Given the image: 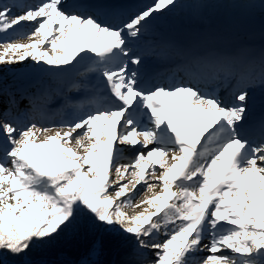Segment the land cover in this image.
<instances>
[{
  "label": "snow or ice",
  "instance_id": "obj_1",
  "mask_svg": "<svg viewBox=\"0 0 264 264\" xmlns=\"http://www.w3.org/2000/svg\"><path fill=\"white\" fill-rule=\"evenodd\" d=\"M175 4L153 0L116 25L87 12L94 6L65 11L63 0L19 15L0 4V65L31 59L58 74L87 62L81 75L103 83L59 126L0 120V264H26L34 245L81 214L138 254L150 251L151 264H264V122L255 135L244 123L264 61L258 76H245L230 61L197 59L183 82L142 88L143 61L129 44ZM21 22L29 43L10 42ZM229 78L240 82L230 96L207 89ZM122 145L135 153L126 163Z\"/></svg>",
  "mask_w": 264,
  "mask_h": 264
},
{
  "label": "rangeland",
  "instance_id": "obj_2",
  "mask_svg": "<svg viewBox=\"0 0 264 264\" xmlns=\"http://www.w3.org/2000/svg\"><path fill=\"white\" fill-rule=\"evenodd\" d=\"M26 0H0V4H8L10 6H14L13 7V12L16 15L20 14V9L24 8L25 5H36L38 3H40V0H31L32 3L31 4H25ZM190 4L193 6L191 9L186 10L187 7V0H176V4L175 7H171V11H169L168 9H163L162 10V14L161 13H157L155 14L154 17H156V19L158 18V21L155 23V20L153 21L152 25L149 26V33H146L143 38L141 37V40L143 41V43L145 42L146 44L152 45V47H155V52L157 54L161 53V52H165L166 55H168V57L170 56H175L178 55L176 54V50H172V49H168V48H161L160 46H155V42L154 40L156 39L155 37V32L154 31H158V29L162 30L166 25H164L163 21L160 19L161 16H165L166 17L172 13L175 12L177 14L172 15L174 18L176 19H180L182 17L185 16H193L194 14H192V12L194 10H198L199 9V2L200 0H189ZM217 4H215V9H218L221 7L222 4H224V6H234L235 8H238L243 0H216ZM241 2V3H240ZM244 2V1H243ZM247 4H249L248 0L246 2V8H248ZM264 5V0H255L253 6L250 7V10L248 11L250 16H260L264 14V8H262ZM213 6V7H214ZM202 7V6H201ZM211 10V9H210ZM207 11V9L205 10V12ZM210 12V11H209ZM208 12V13H209ZM215 12V11H214ZM179 17V18H177ZM203 21L205 20L202 19ZM24 27L19 29V32L15 33L16 35L12 36L11 41L10 42H14V43H21V41H26L25 44L29 43L28 39L26 37H19V33L21 32H26L29 30L28 28V22H21ZM154 24V25H153ZM163 24V25H162ZM160 26V27H158ZM18 27V26H17ZM19 28V27H18ZM10 32V30H9ZM155 33V34H153ZM260 34L263 36L261 39L264 42V27L260 29ZM153 35V36H151ZM251 38V37H250ZM28 41V42H27ZM261 41V42H262ZM0 43H3L2 40H0ZM23 44V43H21ZM131 44V43H130ZM141 46V45H139ZM143 47V46H142ZM0 51H2V49H0ZM135 54H139L140 52V48L136 47L134 50H132ZM255 56V54L253 55ZM160 57L163 58V55L160 54ZM264 58V50L260 51L257 55V57L255 59H261ZM255 62H247L246 68H242L241 73H244L245 76H247L248 74L251 73H255V70L253 69ZM45 68H47V66H45ZM185 72V71H184ZM240 72V70H239ZM90 74V73H88ZM73 77L75 78V75H72V79ZM169 76H165L162 79H160V83L163 84L166 82L167 78ZM102 79V78H101ZM63 80V75L62 73H58V74H54L51 73L49 71H46L44 69H42L39 65H36L35 62L31 61V59H28L26 61H24L21 64H14V65H0V120L3 119H7L9 122L15 124V125H19V126H26L29 125L30 123H36L38 126H45V127H55V126H59L62 123H66L68 121H71L73 119H75L76 117V113H71L70 116V120L69 117L63 116L62 114H60V116H62L65 121L64 122H57L59 125H57V123H51V122H44V123H40V122H36L37 120L35 119V115H37V113H34L35 110H37L38 112V107L37 105V101L42 97L41 92L44 91V84L46 82H48V84L52 83L54 85V87H56L57 82L58 81H62ZM239 82V81H238ZM253 87H249L248 88V93L252 90ZM38 89V90H37ZM208 90H214L217 94H219V91H216L214 89V87H208ZM83 90V95L82 97L84 99H86L87 94H86V87L85 84L83 85L82 89L77 88L75 90V93ZM37 91V96L34 94V92ZM54 92L50 93L51 95ZM14 94H16L14 96ZM49 94V95H50ZM12 95V96H11ZM13 96L15 98H13ZM79 99V97L77 98V100ZM250 101L252 102V99H250L247 102V109L246 112L248 111V107L250 106ZM13 103L12 106H6L7 104ZM47 111H49L48 109H50L51 104H47L45 105ZM32 112L33 114L29 113ZM14 116H16L18 118V120L16 118H13ZM260 114L257 116V118H254L252 115L249 114L248 120H252L253 122V127H255V121L258 120ZM49 124H52L51 126H47ZM249 130L255 135V133L257 131H252L251 127L249 128ZM42 139V137H41ZM123 149H125V151L122 153V162H127L129 160H131L133 158V156L135 155V153L133 151L130 150V146H119ZM137 147L139 148L140 145H137ZM152 146L149 145V148H151ZM148 149H143V151L146 153ZM128 156H130V158L128 159ZM155 159V158H154ZM128 179H132L131 176L128 177ZM127 182V181H124ZM139 187V186H138ZM156 191L158 192L159 189H156ZM154 193H150L147 195H152ZM142 198V197H141ZM136 201H133V204H135ZM143 207L140 209H132V208H126L125 211L128 212L129 215H132L134 212H139L141 210H143ZM205 243H207V241H205ZM207 253H201L200 255H206Z\"/></svg>",
  "mask_w": 264,
  "mask_h": 264
},
{
  "label": "bare ground",
  "instance_id": "obj_3",
  "mask_svg": "<svg viewBox=\"0 0 264 264\" xmlns=\"http://www.w3.org/2000/svg\"><path fill=\"white\" fill-rule=\"evenodd\" d=\"M210 2L211 0H200L199 2V6L201 5H205L210 7ZM32 1L31 0H26L25 4H31ZM193 6L190 4V1L187 0V7L186 10L191 9ZM199 12V9L196 11ZM177 14L176 11L170 13L167 17L166 15L161 16V20L163 21L164 25L173 22L174 20H176V18H174L172 15ZM179 18V17H177ZM180 23V22H177ZM183 23V22H181ZM224 23V21H223ZM163 25V24H162ZM223 29V33L225 36H228L230 31L232 29H235V26L232 23H228V24H223L222 26ZM18 28V32H19ZM12 30H10L11 32ZM155 33V37L156 39L154 40L155 42V46H162L161 48H168L169 50L173 49V47L170 45V43L163 41L161 39L162 37V33L161 30L158 29V31H154ZM16 34L13 33V38ZM153 36V35H151ZM263 36L260 33H255L252 35V39L256 42L254 44L258 45V49L256 50L255 56H253L254 54H251L250 50L247 51H243L242 55H243V59H245L247 62H255L253 69L255 70V75H259L260 72V65L261 62L264 61V58L261 59H255L258 55V53L260 51L264 50V42L262 41ZM262 38V39H261ZM262 41V42H261ZM28 42V41H27ZM20 43V42H19ZM21 43L25 44L26 41H21ZM150 44V43H149ZM146 44L145 42L143 43V41L141 40V38L137 41L136 44H129V47L134 50L138 45L143 46V49L147 50V56H141L142 59L145 58H151L150 60H153L156 64L154 65V69L156 71L162 70V72L159 75V80L162 79L163 77L167 76V75H174L173 79L167 80L164 84L165 87H167L168 85L171 84H176V83H180L183 82L186 79V75L184 72V69L190 65L191 63L185 64L183 66H176L177 60L176 58L178 57V55H175L174 58L171 61H166L165 59H162L160 57V54H157L155 52V47H152V45ZM155 48V49H154ZM176 54H178L176 52ZM165 58H168V55L165 56ZM228 61H230L234 67V69L236 71L240 72L242 71V66H240L235 60L232 59H228ZM71 67V66H69ZM63 75V80L62 81H58L56 87H54V85L52 83L48 84V82H46L44 84V91L41 92L42 97L37 101V107H38V112L37 115H35V119L37 120L36 122H40V123H44V122H51V123H57V122H64L65 119L60 116V114H62L63 116H68L69 120H70V116L71 113H76V108L74 107V105H76L77 103L83 102L82 100L77 101V94L75 93V90L77 89L74 86H79V89H82L83 85L86 83V79L89 77V74L87 75H81V73H77L76 72V68L72 69L69 72L66 73H62ZM72 75H75L76 77H73V80H71ZM99 83H100V79H96ZM239 80H233L231 78L229 79H221L219 81H211L208 85L207 88L209 87H214V89L216 91H219V95L221 96H230L231 93L238 87L240 86V82H238ZM98 83V84H99ZM253 88L250 89L252 90L251 93L249 92V96H248V100L247 102L252 99L253 100H258V103L254 105V107L251 110H248L247 113L244 114V121L246 122L249 114L252 115L254 118H257V116L259 114L262 115V113H264V87H261L259 82L257 81L253 86ZM38 90V89H37ZM54 92L52 95L50 93ZM34 94H37V91L34 92ZM50 94V95H49ZM16 94H14L15 96ZM12 96V95H11ZM13 96V98H15ZM36 97H38L36 95ZM85 101V100H84ZM252 102L250 101V104H252ZM47 104H51V107L49 109V111L52 113V115H50L45 107V105ZM13 103L11 102L10 104H7L6 106H12ZM30 114H33L32 112L29 111ZM35 113V112H34ZM13 118H16L18 120V118L16 116H14ZM259 119V118H258ZM261 123L258 122V120L255 121V131L258 130L259 125ZM39 125V124H38ZM57 125H59L57 123ZM248 125V123H247ZM130 158V156H128V159Z\"/></svg>",
  "mask_w": 264,
  "mask_h": 264
},
{
  "label": "trees",
  "instance_id": "obj_4",
  "mask_svg": "<svg viewBox=\"0 0 264 264\" xmlns=\"http://www.w3.org/2000/svg\"><path fill=\"white\" fill-rule=\"evenodd\" d=\"M248 2L253 6L255 0ZM153 258L150 251L138 254L125 236L105 231L81 214L53 239L34 245L24 259L26 264H151Z\"/></svg>",
  "mask_w": 264,
  "mask_h": 264
},
{
  "label": "water",
  "instance_id": "obj_5",
  "mask_svg": "<svg viewBox=\"0 0 264 264\" xmlns=\"http://www.w3.org/2000/svg\"><path fill=\"white\" fill-rule=\"evenodd\" d=\"M243 1H241L242 4L238 8H235L234 6H231V5L224 6V4H222L220 8L215 9V10H214L215 6L213 7L214 3H210V7L208 6L207 7L208 9H211V10L209 13L208 12L204 13V17L207 20L209 18L211 19L214 17L223 18L224 16L229 15L232 17V19L241 20L244 23L245 28H251V29L253 28V29H257L258 31H260V29L264 27V14L260 16L258 15L250 16L248 13V8H246V3H244ZM248 7H251V6H248ZM262 8H264V5ZM196 11L197 10H194L192 14H194ZM190 19H191L190 16H185L180 19L174 20V22H180V23L188 22L190 21Z\"/></svg>",
  "mask_w": 264,
  "mask_h": 264
}]
</instances>
